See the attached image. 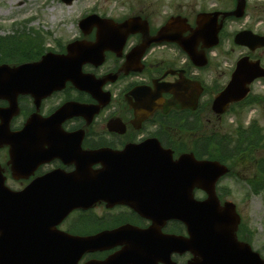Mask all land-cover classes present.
I'll use <instances>...</instances> for the list:
<instances>
[{
    "label": "flooded vegetation",
    "instance_id": "obj_1",
    "mask_svg": "<svg viewBox=\"0 0 264 264\" xmlns=\"http://www.w3.org/2000/svg\"><path fill=\"white\" fill-rule=\"evenodd\" d=\"M140 3L130 4L128 13L89 12L85 17L96 14L107 22L98 21L82 29L83 16L76 21V33L64 45L57 46L56 51L49 50L64 55L70 66L80 71L85 83L78 85L68 80L63 88L42 96L39 145L22 151L27 155L37 154L40 158L37 166L28 171L16 166L10 146L0 147V176L13 191H21L36 179L54 175L59 193H73V181L79 172L82 181H94L103 175L113 192L107 193V201L89 209L73 210L64 220L52 216L45 221L41 232L45 245L42 257L32 264H164L151 254L153 240L143 243L142 239L132 238L134 228L147 230L153 225L151 218L135 210L142 204L138 193H154L153 185L135 171H140L138 167L143 164L149 171L152 162L148 161L156 159L160 149L165 159L172 156L177 160L188 153L199 160L220 161L224 156L229 159L230 153L224 147L230 143L221 140L224 116L214 113L213 102L230 81L237 61L242 56L252 59L261 50L250 52L242 48L248 52L224 67L219 59L222 45L207 46L206 42L197 41L192 51L187 52L177 42H153L152 38L171 17L185 18L193 28L199 13L223 11L201 9L189 17L177 2L171 4L173 7L160 21L153 23ZM135 18L141 21L131 26L133 29L125 27L117 31L120 25ZM142 20L148 22L149 35ZM100 27L104 28L101 39L98 38ZM192 32L181 26L176 35L190 41ZM70 44L72 48L68 51ZM4 51L0 49V58ZM18 103L20 112L9 126L14 133L21 131L36 112L30 96H20ZM8 105L0 100L1 108ZM65 107L71 108L65 118L47 122ZM255 171L254 164L248 171L241 166V172L252 176V180L256 179ZM42 193L49 192L42 188ZM124 196L123 200H116ZM119 228L130 231L122 239L94 248L78 259L73 238L92 237ZM162 231L188 236L186 226L176 221L167 222ZM249 236L247 232L239 240L249 242ZM14 242V230L9 231L0 223V264H19L15 262ZM193 257L187 251L173 253L171 260L188 264Z\"/></svg>",
    "mask_w": 264,
    "mask_h": 264
},
{
    "label": "water",
    "instance_id": "obj_2",
    "mask_svg": "<svg viewBox=\"0 0 264 264\" xmlns=\"http://www.w3.org/2000/svg\"><path fill=\"white\" fill-rule=\"evenodd\" d=\"M73 1L64 0L67 4H71ZM245 9L246 0H237L236 10L222 14L221 23H218L220 14H214V18H210V15L200 14L190 41H183L176 35V31L183 26V23H186V20L179 17L171 18L152 41L177 42L187 52L192 51L197 41L203 40L207 42L208 46H216L218 33L223 27L225 18L228 16L241 18L245 14ZM98 21L107 22L92 15L85 18L81 22V26L85 29L89 24ZM140 21V18L129 20L120 25L117 31L121 32L125 30V27L128 30L133 29L132 27H135V24ZM142 23L144 30L149 35L148 22L143 20ZM103 30V27L98 29L99 39L103 37ZM235 42L255 50L258 46H264V37L254 35L250 31H243L236 35ZM71 47L69 46L68 50ZM142 50H145V45L142 46ZM260 77H264V71L260 69L259 62L252 63L248 58H244L239 63L237 74L233 77L229 87L214 102V110L222 114L230 103L240 101L245 97L248 91L247 84ZM79 79H83L80 76V71L70 66L66 57L52 53L46 54L37 62L18 67L0 66V99L9 102L7 108H0V147L5 144L7 139L17 140L16 135L25 133L29 137H33L42 131V117L38 113L30 117L25 129L20 134L12 133L9 130L11 120L19 112L18 96H32L39 108L42 101V87L43 95H48L52 91L62 88L67 80L80 84ZM60 113L55 114L53 119ZM63 118L65 116L60 115L59 119ZM229 172L230 169L227 166L217 161L196 160L193 154L183 155L176 162L171 161L169 165L153 163L152 175L157 186L151 197L154 203L153 208H155L152 229L159 234L157 247L159 257L165 258V264H174L170 260L171 251L164 250L168 245H171L172 251H190L194 255V259L189 264H264V260L252 250L249 244L241 242L237 238L241 216L236 205L228 201L221 203L217 196L216 184L221 177ZM195 189L203 190L207 197L204 200L195 199ZM5 193H9V195L7 196ZM90 193H102V195L96 194L90 199L87 194L81 195L77 191L71 194L42 193V182L37 180L23 192L12 194L5 187L4 178L0 177V207H6L7 203L2 200L5 199V196L10 197L11 205L14 206V210H11L10 213L15 217V228H20L23 222L35 224L41 221L42 212L39 207H42V198L48 199L49 203L46 206L56 208L63 206L59 201H71L64 205V210L82 206L93 202V200L105 199L103 193H108L106 182L104 180L96 182ZM135 209L139 210L138 207ZM66 212L64 211V214ZM2 214H7V210H0V215ZM168 220L183 222L187 226L189 237L161 235V229ZM123 230L105 232L94 238H75V246L79 248L78 257L96 246L94 240L103 237H118ZM77 239L78 242H76Z\"/></svg>",
    "mask_w": 264,
    "mask_h": 264
},
{
    "label": "rangeland",
    "instance_id": "obj_3",
    "mask_svg": "<svg viewBox=\"0 0 264 264\" xmlns=\"http://www.w3.org/2000/svg\"><path fill=\"white\" fill-rule=\"evenodd\" d=\"M139 1H141L140 4H142L144 13L150 16L153 23L160 21L169 11V8L173 7L171 4L175 5L177 2L181 3L180 8H185L184 13H188L189 17H192L194 13L197 14L201 9L226 11L233 8L234 5L233 0H77L71 5H65L61 0H0V39L7 38L10 40L19 37L22 39L40 35L41 38L43 36L42 48L45 51H56L57 46L64 45L66 40L76 33V21L79 18L94 10H97V13H128L130 4H139ZM33 15V20H30L29 18ZM14 28L19 30L14 32ZM224 28L225 35L219 59L224 67H229L238 56L248 52L246 49L235 46L232 40L235 33L250 29L264 34V0H247L245 17L227 21ZM0 42H4L3 48L6 52L8 50L14 51L13 57L3 55L0 60L11 61L12 63L29 61V58H22L15 51L17 49L21 53L25 52L22 46L14 47L8 44L7 40ZM42 50L33 49V55L30 58H37ZM256 57H261L264 60V49L258 51ZM253 92L264 96V81L256 82L253 85ZM260 102L263 103L252 106L245 110V113L239 115L245 125L253 120L259 123V131L253 136L257 140L254 161L259 162L264 159V99ZM236 124V116L225 115L223 118V136L225 134L237 136L238 132L234 131ZM225 138L227 141L232 140L229 137ZM226 148L230 149L231 147ZM241 156H245V154ZM250 167L251 165H244L246 171ZM235 171L238 173L236 177L234 175L226 177L218 186L224 192L222 193L224 200L236 204L242 217V223L247 224L249 229L246 231V233H250L248 241L253 249L264 257V181L254 183L253 186L257 187V193H251L246 182L249 178L246 176L247 173L241 172L239 162L236 163ZM196 197L203 198L204 194L196 193Z\"/></svg>",
    "mask_w": 264,
    "mask_h": 264
},
{
    "label": "trees",
    "instance_id": "obj_4",
    "mask_svg": "<svg viewBox=\"0 0 264 264\" xmlns=\"http://www.w3.org/2000/svg\"><path fill=\"white\" fill-rule=\"evenodd\" d=\"M39 40H40L39 35H37L36 37H26V38H22V40L20 41L13 40L11 42L14 47L22 46L25 49L24 52L25 55L27 56V58H30L32 57L30 54H33L32 50L37 49L39 45ZM256 146H257V140L251 137V133L250 132L245 133L241 131L238 136L237 144L232 146V150L236 152L234 159L244 154L245 156L253 155L256 151L255 149ZM245 156L242 157L244 158ZM222 160L225 161V157L222 158ZM261 173H262L261 177H263L264 171L261 170Z\"/></svg>",
    "mask_w": 264,
    "mask_h": 264
}]
</instances>
